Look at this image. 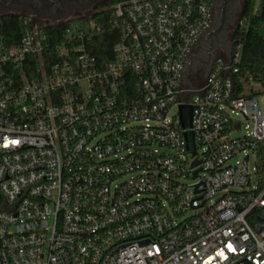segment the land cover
Segmentation results:
<instances>
[{
    "label": "built area",
    "instance_id": "2783aa9c",
    "mask_svg": "<svg viewBox=\"0 0 264 264\" xmlns=\"http://www.w3.org/2000/svg\"><path fill=\"white\" fill-rule=\"evenodd\" d=\"M16 16L21 37H0V264H264V75H239L234 31L205 76L185 71L214 0Z\"/></svg>",
    "mask_w": 264,
    "mask_h": 264
},
{
    "label": "trees",
    "instance_id": "16d2710c",
    "mask_svg": "<svg viewBox=\"0 0 264 264\" xmlns=\"http://www.w3.org/2000/svg\"><path fill=\"white\" fill-rule=\"evenodd\" d=\"M113 2L114 0H107L102 5L109 6ZM92 17L102 24V33L100 39L96 37L97 40L93 42V51L106 60L111 56L112 45L117 36L116 30L110 26V11L96 12ZM238 19L243 21V25L238 26L232 36L241 44L239 75L247 74L260 80L264 75V35L259 31L264 25V0H260L258 8L256 0H243ZM21 35L22 25L16 15L0 17V37L10 43L17 41Z\"/></svg>",
    "mask_w": 264,
    "mask_h": 264
},
{
    "label": "water",
    "instance_id": "95a60500",
    "mask_svg": "<svg viewBox=\"0 0 264 264\" xmlns=\"http://www.w3.org/2000/svg\"><path fill=\"white\" fill-rule=\"evenodd\" d=\"M242 2L243 0H214V21L212 28L202 38L200 47L191 55L186 65V73L198 64H203L208 69V73L217 48L223 49L227 55H230L232 42L227 39V35L229 31L236 29V20L241 11ZM0 15L5 14L0 13ZM68 16L67 14H63L50 16V18L58 19ZM228 21L233 23L231 28H228Z\"/></svg>",
    "mask_w": 264,
    "mask_h": 264
},
{
    "label": "flooded vegetation",
    "instance_id": "af4514ba",
    "mask_svg": "<svg viewBox=\"0 0 264 264\" xmlns=\"http://www.w3.org/2000/svg\"><path fill=\"white\" fill-rule=\"evenodd\" d=\"M106 1L107 0H0V13L13 15L29 14L39 18H50V16L63 14L76 16L90 13L97 6L104 4ZM238 17L236 22H238ZM232 24V22L228 21V28H231ZM234 30H231V32ZM200 45L201 44H199V47ZM197 69L202 76H205L208 70L203 64H198Z\"/></svg>",
    "mask_w": 264,
    "mask_h": 264
},
{
    "label": "rangeland",
    "instance_id": "374dc122",
    "mask_svg": "<svg viewBox=\"0 0 264 264\" xmlns=\"http://www.w3.org/2000/svg\"><path fill=\"white\" fill-rule=\"evenodd\" d=\"M258 1L259 0H257V3H258ZM261 33L264 35V28H262V30H261ZM232 32L231 31H229V33H228V38H232ZM242 132H243V130L241 129V130H235V131H233L232 132V136H240L241 134H242Z\"/></svg>",
    "mask_w": 264,
    "mask_h": 264
},
{
    "label": "crops",
    "instance_id": "0c3cea01",
    "mask_svg": "<svg viewBox=\"0 0 264 264\" xmlns=\"http://www.w3.org/2000/svg\"><path fill=\"white\" fill-rule=\"evenodd\" d=\"M256 2H257V0H256ZM259 3H260V0L258 1V3H257V8H258V6H259ZM262 28H264V25H262L261 27H260V32H261V30H262ZM262 34V33H261Z\"/></svg>",
    "mask_w": 264,
    "mask_h": 264
}]
</instances>
